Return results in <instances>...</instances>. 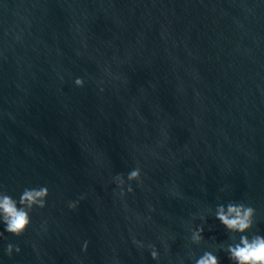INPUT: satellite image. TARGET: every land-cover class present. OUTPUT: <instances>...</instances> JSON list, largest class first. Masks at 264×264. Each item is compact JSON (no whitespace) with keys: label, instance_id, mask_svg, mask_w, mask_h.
I'll use <instances>...</instances> for the list:
<instances>
[{"label":"water","instance_id":"obj_1","mask_svg":"<svg viewBox=\"0 0 264 264\" xmlns=\"http://www.w3.org/2000/svg\"><path fill=\"white\" fill-rule=\"evenodd\" d=\"M0 185L49 193L0 264H231L218 204L264 235V0H0Z\"/></svg>","mask_w":264,"mask_h":264},{"label":"clouds","instance_id":"obj_2","mask_svg":"<svg viewBox=\"0 0 264 264\" xmlns=\"http://www.w3.org/2000/svg\"><path fill=\"white\" fill-rule=\"evenodd\" d=\"M76 86L83 85V79L77 77L74 80ZM127 180V186L125 187ZM112 181L120 191L118 195L123 197L125 192H133L131 182L136 181L142 183L141 167L137 161V166L130 170L126 177L123 173H118L112 177ZM47 186L25 187L18 199L13 198L7 193L2 185H0V224L4 225V231L0 232V237L4 236V232L11 233L15 236L22 235L31 222L30 213L34 208H44L46 206V198L48 196ZM80 199H84L83 196ZM78 201H69L68 207L74 209ZM256 217V210L245 204L243 201H229L227 204H218L214 210V218L218 220L224 228L231 234L229 239L232 243L219 244L217 247L226 252L231 264H264V235L252 233L250 236L246 233L250 230ZM201 219H204L201 216ZM190 243L199 245L204 237V228L197 225L190 228ZM237 234L238 239H237ZM214 239V238H212ZM133 244L137 248H147L150 250L151 258L159 259V252L154 244L145 245L133 237ZM88 242L85 241L82 251L87 249ZM167 247V245H165ZM19 253L20 248L17 245L8 243L4 249V254L11 256L13 251ZM193 253L189 252L188 258H193ZM180 264H184L181 259ZM194 264H221L220 259L211 251H204L199 258L194 260Z\"/></svg>","mask_w":264,"mask_h":264}]
</instances>
